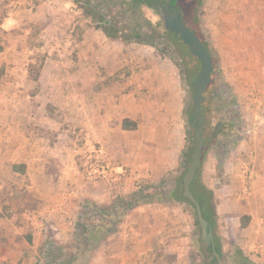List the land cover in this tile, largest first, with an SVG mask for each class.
<instances>
[{
    "label": "rangeland",
    "instance_id": "obj_1",
    "mask_svg": "<svg viewBox=\"0 0 264 264\" xmlns=\"http://www.w3.org/2000/svg\"><path fill=\"white\" fill-rule=\"evenodd\" d=\"M67 1L74 8L54 15L44 12L42 20L31 19L29 73L34 80L44 64L54 63L59 65L61 78L73 80L65 79L63 86L31 83L17 88L22 116L15 127L20 136L31 142V97L35 95L57 99L45 106V113L58 123L48 134L68 131L66 135L77 145L93 131L81 126L83 117L96 111L109 131L98 128L94 132L89 155L104 148L114 162L130 169L134 166V172L145 176L139 188L132 182L135 190L173 188L187 166L182 156L192 120L185 114L190 107L192 111V91L184 80L183 64L192 65L198 74L200 63L177 39L163 41L162 50L110 40L93 28L91 17L79 7H86L87 1H101V12L111 18L126 9V5L122 10L116 6L120 0ZM76 9L84 18H79ZM141 14L152 25L162 22L161 12L142 8ZM198 18L213 58L211 74L227 88L224 92L211 90L204 106L205 124L210 129L224 125L228 135L209 139L207 146L203 143L194 191L204 187L212 193V233L224 256L220 264H238L237 249L253 263L264 264V0H204ZM60 90L75 99L62 104L57 98ZM227 93L235 105L226 109ZM232 107H237V113ZM123 119L133 121L135 130H122ZM49 139L54 141L52 136ZM219 142L226 149L221 157L217 155ZM13 163L5 158L0 167V264H38V246L27 242L32 223L43 224L40 239L58 236V241L69 243L75 217L67 219L70 225L60 231L41 216L35 217L33 212L42 203L31 196V164L29 171L25 166V173L18 174L11 170ZM78 168L84 179L83 165ZM147 209V213L129 218L130 227L140 224L150 241L147 247L141 244V249L147 248L141 253L142 264L205 263L192 208L155 201ZM242 216L249 217L244 229L240 228Z\"/></svg>",
    "mask_w": 264,
    "mask_h": 264
},
{
    "label": "crops",
    "instance_id": "obj_2",
    "mask_svg": "<svg viewBox=\"0 0 264 264\" xmlns=\"http://www.w3.org/2000/svg\"><path fill=\"white\" fill-rule=\"evenodd\" d=\"M10 4V0H0V38L2 39L0 45V167L5 158L16 162L11 165V170L13 165H23L25 173V166L29 171L31 164V196L37 203H42V205L38 204L39 207L33 214L37 218L41 216L46 223L56 227L55 230H66V226L70 225L67 219L74 220L81 200H91L100 206L109 205L116 197H127L135 189L131 180L125 183L120 192L115 193L110 191L104 183H88L82 178L78 167L79 165L82 167L90 153L89 145L95 137L94 132L98 131V128L107 133L109 131L96 111L88 112V115L82 112L86 116L83 117L81 126L93 131H91L92 135L87 132V138H83V141L77 145L74 139L66 135L68 131H54L55 133L48 134V131L54 128V124L58 123L45 113V106L47 103L56 102L57 99L35 95L31 97V142L20 136L15 127V123L22 114L17 88L31 83L42 87L63 86L65 79L73 80L65 76L61 78L57 72L59 65L54 63L44 64L39 76L34 80L31 79L29 73L31 19L42 20L44 12L54 15L56 11H66L69 7H73V2L59 0L54 7L50 8L44 3H32L31 0H26L14 10L10 8ZM77 14L79 18H84L82 13L77 11ZM64 22H68V19ZM5 71L8 74H5ZM77 71L79 72L80 68ZM58 94V101L60 100L62 104L66 103L65 105L75 99L74 96L64 94L63 90H60ZM81 101L84 100L81 99ZM42 102L45 103L39 104ZM5 125L9 126L6 130ZM50 136L54 141L49 139ZM103 150L112 160L107 151L104 148ZM22 155H25L26 159H18ZM131 169L137 170L134 166ZM149 205H140L128 212L118 231L106 239L89 264H142L141 253L147 248L141 249V244L147 247L150 241L141 232L144 228L140 224L139 228L137 225L130 227L129 218L142 212L147 213ZM32 225L31 244L35 243L39 249L47 239L42 240L38 237L40 230L44 227L38 221H34ZM58 238L56 236L55 240L61 244L71 243V241L69 243L64 240L58 241ZM37 256L39 261L38 250ZM143 261L145 262V259Z\"/></svg>",
    "mask_w": 264,
    "mask_h": 264
},
{
    "label": "trees",
    "instance_id": "obj_3",
    "mask_svg": "<svg viewBox=\"0 0 264 264\" xmlns=\"http://www.w3.org/2000/svg\"><path fill=\"white\" fill-rule=\"evenodd\" d=\"M166 1L169 6L181 10L183 21L186 26L198 36L200 42L212 58L208 42L202 34L198 18L199 8L202 6L204 0H120L116 6L121 10L123 7L122 5H126L127 7L124 11L119 12L111 18H106L101 12V6L103 4L101 1L97 3L87 1L86 7H79L82 8L83 14L91 17L93 28L95 30H100L106 38L110 40H120L123 43L134 42L162 50L159 45H161L163 41H173L177 39L181 45L183 43L178 36L165 31L163 22L159 21L152 25L146 18L141 19V10L142 8H147L154 12H160L159 8H161ZM182 46L187 49V54L192 57L188 48L184 44ZM180 54L179 58L182 59L183 54ZM183 73L186 85H188L190 91H192L190 83L196 77L197 71L192 65L187 63L183 64ZM218 89L221 90V92L227 90L226 86L222 83H217L214 75L211 74V81L203 92L204 102L201 104L200 113L203 119L202 140L205 146H207L209 139L212 140L219 134L223 135V139L228 135L223 129L224 125L217 124L211 129L210 127L208 128L203 116L206 111L204 106L207 100L210 99L211 90L218 92ZM225 97L224 106L226 109L229 105H235V101L229 93L225 94ZM230 110L237 113V107H232ZM185 112L187 118L191 119V107ZM121 128L122 130L133 131L136 128V124L128 119H123L121 122ZM187 143L188 147L182 156V162L183 164L186 163L188 165L189 156L193 150L191 126L190 130L187 132ZM232 144L235 143L232 142ZM223 148V144L219 142L217 155L220 157L226 152V149L224 150ZM188 152H190V154H188ZM12 170L18 173H24V166L13 165ZM194 182L191 185L190 190L199 203L202 216L208 223V227L212 233V230L214 229L212 193L204 187L199 191H194ZM155 188L156 189L153 191H148V188H140L127 197H116L113 202L104 206L97 205L91 201H83L75 216L71 243L65 245L57 242L50 236L47 237L43 245L38 249V264H89L106 239L118 231L119 226L123 223L127 213L140 205L152 204L155 201L163 203H181L192 208L195 213L194 206L181 196L180 180H178L173 188L169 190L161 189L159 186ZM248 221V216H242L240 218V228L244 229L247 226ZM194 223L198 226L196 219ZM212 238L213 243L211 253L214 255V258L211 264H220L224 259V256L213 233ZM27 242L29 244L31 243L30 236H27ZM236 255L238 257V264H255L239 249L236 250ZM204 264L207 263L205 262Z\"/></svg>",
    "mask_w": 264,
    "mask_h": 264
},
{
    "label": "water",
    "instance_id": "obj_4",
    "mask_svg": "<svg viewBox=\"0 0 264 264\" xmlns=\"http://www.w3.org/2000/svg\"><path fill=\"white\" fill-rule=\"evenodd\" d=\"M160 11L165 31L178 36L180 41L188 48L190 55L196 58L200 63V71L190 83L192 88L191 128L193 150L189 156V163L180 179V183L181 196L190 202L195 208L196 221L200 232L202 254L205 257V262L210 264L211 259L214 257L210 251V247L213 243L212 233L208 227V223L202 216L201 207L192 194L190 187L195 180L201 161L203 122L200 113L201 104L204 100L203 92L211 81V73L213 70L212 58L200 42L198 36L186 26L180 9L169 6L166 1L165 4L161 6Z\"/></svg>",
    "mask_w": 264,
    "mask_h": 264
},
{
    "label": "built area",
    "instance_id": "obj_5",
    "mask_svg": "<svg viewBox=\"0 0 264 264\" xmlns=\"http://www.w3.org/2000/svg\"><path fill=\"white\" fill-rule=\"evenodd\" d=\"M26 0H10L11 9L17 8ZM30 1V0H29ZM59 0H31V2L44 3L50 8L54 7ZM71 8H74L71 7ZM83 177L88 183H104L112 192L118 193L129 180L136 188H139L145 176L136 173L125 165L111 160L101 149L93 151L85 160L82 170Z\"/></svg>",
    "mask_w": 264,
    "mask_h": 264
},
{
    "label": "flooded vegetation",
    "instance_id": "obj_6",
    "mask_svg": "<svg viewBox=\"0 0 264 264\" xmlns=\"http://www.w3.org/2000/svg\"><path fill=\"white\" fill-rule=\"evenodd\" d=\"M159 11H160V8H159ZM160 12H161V11H160ZM211 249H212V246L210 247V251H211ZM213 258H214V257H213ZM213 258L211 259V262H212ZM211 262H210V264H211Z\"/></svg>",
    "mask_w": 264,
    "mask_h": 264
}]
</instances>
